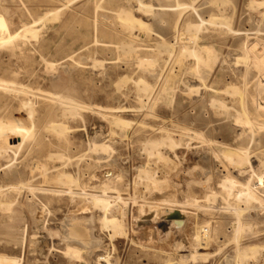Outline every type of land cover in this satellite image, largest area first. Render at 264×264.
I'll return each mask as SVG.
<instances>
[{
	"label": "rangeland",
	"instance_id": "rangeland-1",
	"mask_svg": "<svg viewBox=\"0 0 264 264\" xmlns=\"http://www.w3.org/2000/svg\"><path fill=\"white\" fill-rule=\"evenodd\" d=\"M67 1L0 0V20L4 21L0 22V35L7 31H22L24 24H33L44 18L34 27L36 37L28 35L26 39H19L20 47L14 55L8 47H0V85L15 81L21 86H18V92L9 94L0 89V131L7 121L19 123L31 131V136L19 148L13 147L14 142L18 143L15 135L7 136L6 141L0 137V150L7 151V154H0V261L10 257L17 258L19 264H103L98 259L110 254L107 264H166L170 256L175 260L182 255L187 256L191 251L190 238L198 227L196 223L201 220V212L188 207V221L184 222L178 210L166 215L170 208H162L155 203L164 196L156 190H165L166 183L154 187L148 180V171L138 172L149 159L145 144L149 139H159L162 135L160 130L164 128L171 131L178 143L177 157L165 146L160 149L178 161L179 167L167 171L160 166L162 169L157 176L161 180L168 178L170 185L167 190L175 192L179 203L186 200L185 182L195 169L198 174L212 171L213 184L226 173V167H221L215 159L213 163L209 160L211 147L219 150L222 147L223 152L253 147L249 142L251 137L246 134L241 137L242 129L231 123V116L241 112L244 103L249 104V97L229 96L224 92V86L232 83L252 91L254 82L259 78L255 67L238 64L236 59L241 56V47L245 42L257 44L258 52L264 50V5H252L253 1L259 3L264 0H142L146 6H151V10L141 9V12L137 10L138 0ZM181 4L189 7L180 9L177 6ZM59 9L56 17L53 13ZM121 10L132 14L128 24H124L121 16H116L124 15ZM144 10L146 13H143ZM199 16L206 21L226 18L230 28L240 35L228 28L207 23L199 40L194 42L185 30L189 25L198 24ZM160 17L170 19L172 27L167 29L162 24L157 25ZM175 25L179 33L178 43L175 40L178 36ZM125 41H132L137 53L126 55L128 53L123 50ZM198 44L215 46L219 53L218 62L206 81L207 87L190 74L188 67L193 61L185 57L181 66L174 65L173 68L177 74L174 97H171L172 91L166 100L154 104L148 93L137 89L136 81L139 79L151 85L159 83L162 75L160 68L165 66V61L169 62L168 53L162 51L164 45H173L179 50L182 47L191 49ZM158 51L162 52L160 56ZM147 57L158 59L159 65L142 67L138 62ZM155 93L156 90L152 96ZM212 97L223 99L230 107L229 114L215 112L209 105ZM71 108L76 109L78 114L70 115L68 110L65 111ZM105 108L113 111L108 112ZM111 115L131 123L128 128L114 127L110 124ZM262 119L264 122V117ZM56 125L65 126L66 132L61 134L57 129V133L54 132L52 126ZM185 128H193L203 134L204 142L199 138L190 141ZM258 132L256 138H260L264 151V127ZM93 141L111 143L115 152H90L89 145ZM57 154H64L65 158L57 160L56 157H49ZM254 160L252 158V165L258 169V162ZM231 168L229 166L237 180L244 182L251 178L248 174H239L238 178L239 171ZM62 172L78 180L79 188H72L79 193H82L81 189L88 193L96 191L94 187L106 173L118 176L116 187L125 200L122 204L126 206V212L124 216L119 211L110 215L122 220L123 233L114 235L112 229L101 228L102 211L91 209L88 198H83L84 194L71 199L67 194L69 184L56 182ZM257 174L254 176L257 180L253 181L252 177L251 185L260 191L264 199V179L257 183L259 178H263ZM194 190L200 197V189L195 187ZM218 205L224 207L221 201ZM152 210L157 211L156 215L143 224H137V218ZM261 213L260 217L264 219V210ZM195 214L199 215L198 218ZM250 214L255 218L257 212ZM88 218H92V222ZM172 220L180 229L171 227ZM74 225H79L87 233L82 240L91 242L88 249L72 243L74 247H82L83 259H75L74 256L71 259L72 254L66 252L69 247L71 249L69 241L76 238L71 229ZM166 234L169 236L165 237ZM258 235L259 241L255 239ZM243 236L254 238L251 241L254 240L256 245H264V223L245 231ZM177 242H181L182 247ZM178 245L180 248L176 247ZM214 245L211 244L209 250H199V253L211 254L206 262L189 258L191 261L188 259V263L230 264L227 258L235 255L233 245L221 250ZM218 251L222 253L217 254ZM255 258L248 260V264H261L264 259Z\"/></svg>",
	"mask_w": 264,
	"mask_h": 264
},
{
	"label": "bare ground",
	"instance_id": "bare-ground-1",
	"mask_svg": "<svg viewBox=\"0 0 264 264\" xmlns=\"http://www.w3.org/2000/svg\"><path fill=\"white\" fill-rule=\"evenodd\" d=\"M63 1H65V0H63ZM68 1H67V3H68ZM136 2H137L138 7H139L138 9L137 8L136 9L139 12L142 11L141 9H145L146 11L151 10L150 9L151 6L150 7L146 6L142 0L141 1L138 0ZM128 3H129V1H128ZM252 5H257L258 7H260V5H264V1H260L259 3L256 1H253ZM177 7L180 9L181 8L187 9L189 6L186 4H181V5H178ZM145 10L143 11V13L144 12L146 13ZM59 11H60V9L57 10L55 13H53V15H56V17H57L58 13H60ZM120 13H123L122 10ZM123 14L124 15L121 14V15H116V16H118V17L121 16L124 24H128V22L131 21L130 19H131L132 14H129L128 12H125ZM149 14H150V11H149L148 15ZM53 15H51V17ZM44 17H46V16H44ZM145 18H146V16H145ZM155 18H156V16H155ZM42 19L44 20V18H42ZM42 19H40V20L38 19V21H34V23L32 22L33 24H24L22 31L18 30V31H15L13 33L9 32V31L2 32L0 35V47H2V46L8 47V49H10V51L14 55L20 47V43H18L19 39H21V38L26 39V37H28V35H30V37L32 36L33 38L36 37L37 30L34 27ZM178 19H180V18H178ZM199 20H200V22L198 24L189 25L186 27L187 31L185 30V32H187L190 36L189 39L193 40L194 42L199 40V38H200L199 36H200L201 32L204 31L203 28H205V25L207 23L210 25H216V26L219 25L220 27L222 26L224 28H228L229 31L240 35L236 31H234L232 28H230V24L226 18H220V19L211 18L210 20L208 19V21H206L202 17L199 16ZM46 21H48V20H46ZM120 21H121V18H120ZM178 21H177V25H178ZM0 22L4 23V21L2 19L0 20ZM156 24L157 25L162 24L167 29L172 27L170 19L164 18V17L163 18L160 17L157 20ZM177 25H175L174 30H176L175 34L178 36H176V38L175 37L174 38H175L176 42L178 43L179 33H178L177 28H176ZM1 28L2 27L0 25V30H1ZM194 42H192V43L194 44ZM132 44H133L132 41H125V43H123V45H124L123 50L126 51L125 53H128V54H126L128 56H130V54L134 55V53L136 52L133 49ZM256 46H257V44L252 43L251 45H249L248 42H245L241 47L242 48L241 56H239L236 59L238 64L242 63L246 66L251 64L257 70L259 78L257 77L258 78V80H256L257 82H254V84H253V87H254L253 90L249 91L248 87H245L243 89V88L238 87L237 85L232 84V83L224 86V88H225L224 92L226 94H229V96L230 95L231 96H242V95H244L246 97L247 96L249 97V102H248L249 104L247 105L244 103L242 111L236 112V114H237L236 116H233V117L231 116V118H232L231 123L234 125V127H240L242 129L241 134H240L241 137L244 136V134L249 135V137H251L249 142H252V145H253V147H251V148H249V146H246V147H243V149H239V150L229 149V151H224V152L221 151L222 147H221V150H219L217 147H215V148L211 147L209 149V154H210L209 160L213 163V161H214L213 159H215L221 167H223V168L226 167L227 170L224 169V171L226 172L224 174V176L219 178L213 184L212 171H204L203 173L199 172V174H198V170L195 169L194 171H192L191 176H189V180H187V182H185L186 183L185 185L187 187V191L185 190L186 196H184V197L186 198V200H185V202H183L184 201L183 200L182 203H179L175 199V194H174L175 192L174 191L172 192L171 190H167L169 188V185H170L169 184L170 181L168 180V178L164 177L165 179L161 180L162 178L160 179L157 176L158 171L161 170L162 168L163 169L166 168L167 171H172V170H176L177 166L179 167V165L177 163L178 161L177 162L174 161L169 155H167L166 152L163 153L162 150L160 149V147L165 146L166 148H169L171 151L174 152V154H175L174 157H177L176 150H177V147H179L178 143H176V141L174 140L171 131L169 129L164 128V129L160 130L162 135L159 139H149L145 144L144 149H146L147 151H145L144 149L143 150L145 152H148L147 155H148L149 159H148L145 167L139 168L138 172L144 173L145 171H148L150 173L148 180L151 183V185H153L154 187L159 183H161V184L166 183V187H165L166 189L165 190H160V189L156 190V191H158V193L160 192L164 196H162V198H160L158 201H155V203L159 204V206L162 208H166V207L170 208V210L166 213V215L170 214L171 212H174L175 210H178L180 218L183 219L184 222L189 217V215H188L189 213L187 210L188 207H192V209L195 208L196 211L201 212V220H200V222L196 223V225L198 227L196 228L194 234L190 238V246H191L190 254H188L187 256L182 255V256H180V259H178V260H175L172 256H170V258L168 257L169 259H167L166 264H187L189 258H191V260H193V261L198 260V262H199V259H200L202 262H206V260L209 258V256L211 254L210 253H205V254L199 253V250L206 251L208 248L211 247V244H213V245L215 244L216 246H218L220 248V250L224 249L226 246L233 245L235 255H233V257H231V258H227V262L230 264H232V263L233 264H248V262H249L248 260H250V259L254 260V259H256L255 258L256 256L264 258V245L263 244L261 245L259 242L258 243L260 245L259 244L256 245L253 243L254 240L251 241V239H254V238L249 239L246 237L244 238V236H243L245 231H247V230L251 231L253 227L256 228V226H259L260 224L264 223V219H262L260 217L262 215V213H261L262 210H264V199L260 195V191L251 185V181H252L251 179L254 176L256 177L257 173L259 174V176L261 178L263 177L262 179L259 178L257 183L261 182L264 179V151H262L263 147L261 146L260 138H258V139L256 138L257 134L259 133L258 130L262 129V131H263V127H264V122L262 119V117H264V77L262 76V79L259 81L260 76L264 75V50H262L261 52H258ZM159 47L162 48V46H159ZM214 47L209 46L207 44L199 46V44H198L197 46L192 47L191 49H187V48L182 47V48H179V50H176V49H174L173 45H164L162 48L163 49L162 51L168 53L169 62L165 61V66H162L160 68L162 75L160 74L161 79H160L159 83L157 85L156 84L151 85V84L147 83V81L139 79V81H136L137 84L135 83L137 85V89L140 90L141 92L148 93V96H149L148 98L151 99V97H152V101L154 104L157 102L161 103L160 100H162V99H163V101L166 100V96H168L169 93L171 94L172 91H173V95L171 94L172 95L171 97H174V95H175L174 94V87L177 83V74L175 72V69H173V68H174V65L181 66L185 57H188V58L190 57L193 61L191 66L188 67L190 74L193 75L195 78H197V80L202 82V85H204L203 87H207L206 81L209 78L212 71L214 70V66L216 65V63L218 62V59H219L218 50ZM161 48H159V49H161ZM116 49H117V47H116ZM158 53L160 56V53H162V52L158 51ZM68 59L72 60V58H68ZM125 59H126V57H125ZM138 63L142 67L147 66L148 68H154V67L159 65V60L154 58V57L153 58L147 57V58L142 59ZM98 64L95 63V65H98ZM139 64H138V66H139ZM100 65H103V64L100 63ZM100 65H99V67L101 68ZM52 67H54V66H52ZM261 81H262V83H260ZM130 82H131V80H130ZM3 83H4L3 85H0L1 91L3 90L6 93H8V92L10 93L12 91L18 92V86L19 85L15 81H8L6 83L5 82H3ZM186 85H188V84L186 83ZM117 86H118V84L116 85V88H117ZM19 87H21V86H19ZM118 88H121V87L119 86ZM210 88L214 89L212 86H210ZM198 89L199 88H197V91H198ZM155 90H156V93L154 96H152L153 93L155 92ZM189 91H193V89H191ZM21 94H23V92ZM216 94H218V93H216ZM145 95H147V94H145ZM259 100L261 102H259ZM30 104L28 106L31 107L32 104L31 105ZM26 105L27 104H25V106H23V108L26 107ZM209 105L212 108H214L215 112H218V113L224 112V114H229L230 107L221 98H218V97L210 98ZM27 108L29 109V107H27ZM66 110H68V113H70V115L71 114L72 115L78 114V111L74 108L65 109V111ZM105 110L108 112L113 111L112 109H106V108H105ZM65 113H67V112H65ZM29 114L31 116V111ZM111 117L112 118L110 119V124L113 125L114 127L120 128V129L121 128L123 129L124 127L129 126L131 123L130 121H127L125 119L124 120L121 119L119 116H118L119 118L116 116H112V115H111ZM52 129L53 130L57 129L61 134H64L66 132L67 128L65 126H57L56 125V126H52ZM125 130H126V128H125ZM48 131H50V130H48ZM54 132H56V130ZM121 133H123V132H121ZM185 134L187 135V137L190 141L195 139V138H199L204 142L203 134L194 130L193 128H185ZM9 135H15L16 136V138L18 139V143L14 142L13 147L19 148L24 144L26 139L31 136V131L29 129L23 127L19 123H16L13 121H7V122L3 123V128L0 131V137L4 141H6V138ZM13 138H15V137H13ZM10 139H12V138L10 137ZM104 141H107V140H104ZM8 142H9V140H8ZM5 150H0V154H4V153L7 154V151H5ZM88 151L95 152V153H102V154H105V153L110 154L113 150L111 147V143L107 144V142L98 143L97 141L96 142L93 141V143H91L89 145ZM113 152H115V150ZM49 157L50 158L56 157L58 160V158H62V159L65 158V155L64 154H57V155H50ZM146 158H147V156H146ZM151 158H154V160H152ZM252 158H255L254 161L258 162V169H256V167L252 165ZM95 159H99V158H95ZM69 160H70V158L67 157V161H69ZM151 162L153 163L152 165H154V167H151L152 166L150 164ZM179 164H181V163H179ZM182 164H181V166H182ZM160 166L162 168H160ZM229 166H231L232 168H235L234 170L237 169L239 171V172L237 171L238 172V175H237L238 178H239V174L241 176L244 174L245 175L248 174V176L250 175L251 178L247 181H244V182L239 181L240 179L237 180L235 175L234 176L232 175V173H231L232 170L231 171L229 170ZM177 169H180V168H177ZM175 172H178V171H175ZM175 172H174V174H175ZM41 175H42V173H41ZM105 175L106 176H104V177L101 176L102 180H100L99 184L96 187H94L97 190L94 192H91V193H88L87 190H84V189H81L82 193H79L77 190H74L72 187L75 186V188L77 189L78 180L75 179L71 174L66 173V172L60 173L59 176L57 177L56 182L58 181L60 183L69 184V188H68L69 192L67 194L73 200L75 197H77V196L80 197L82 194H84L83 198H85V196L88 198L90 205H91V209H98V210L102 211L103 217L101 219V222H102L103 227H101V225H100V227L101 228L105 227L104 229L110 228L114 232V235H118V234L123 233V231H124V228L122 227V220L113 214L110 215V213L119 211V212H121L122 216H124V213L126 212V206L123 205L122 202L125 203V200L122 198V196L120 194V190L116 187V182L118 180V179L116 180V178L118 176L115 177V175H113L112 172H111V174L106 173ZM255 177H254L253 181L257 180ZM119 179H121V178L119 177ZM171 184H173L172 181H171ZM179 186H180V184H179ZM195 187H198L200 189V194H201L200 197L196 196V194L194 192ZM52 193H54V192H52ZM150 198L151 197H149V199ZM199 199H201L203 201H200ZM219 201H221L222 205L224 206L223 208L219 207V205H218ZM133 202H135V199H133ZM119 204H122L121 207H117ZM86 210H88V209H86ZM89 211H91V210H89ZM254 211L257 212L255 218H253L250 214L251 212H254ZM156 213H157L156 210H152L151 212L142 216L141 218H137L136 219L137 224L145 223L146 220H149V218L156 215ZM193 215H194V213H193ZM90 216H92V215H90ZM198 216L199 215L195 214V218L196 217L198 218ZM91 219H89V220H91ZM74 221H77V220H74ZM91 222H92V220H91ZM78 224H79V222H78ZM68 226H70V225H68ZM195 226H193V227H195ZM171 227H174V229L175 228L180 229L177 222L174 220L171 221ZM71 229H72V232L74 233L73 235L76 238L69 241V242H71L72 251H69V250H71L69 247V250H67L68 249L67 248L66 252H70L72 254L71 259L73 258V256L75 257V259H76V257L83 259L84 254L82 251H84V250L81 248L83 247L84 249H88L91 242L89 243V241H90L89 240L87 243V242L82 240L83 238L87 237V233L85 232V230L83 231V229H81V227L79 225H74V226H72ZM145 229H146V227H145ZM172 234H175V233H172ZM181 234H183V233L181 232ZM152 235H154L153 232H152ZM251 235H252V233L248 236H251ZM168 236H169V234H166L165 237H168ZM183 236H185V235H183ZM258 237H260V235L256 236L255 239ZM153 240L155 241L156 237ZM154 241H152V243ZM258 241H259V238H258ZM163 242H165V241H163ZM72 243H78L82 247L81 248L74 247ZM179 243H181V242H179ZM176 247L180 248V245H178ZM181 247H182V243H181ZM216 249L218 250V248H216ZM179 250L183 251L181 249H179ZM216 253L221 254L222 252L218 251ZM213 254H215V253H213ZM66 256H67V253H66ZM262 260H263L262 263L264 264V259H262ZM109 261H110V254L98 259V262H103V264L104 263L107 264ZM172 261L174 263H171ZM0 264H19V260L17 258L7 257Z\"/></svg>",
	"mask_w": 264,
	"mask_h": 264
}]
</instances>
